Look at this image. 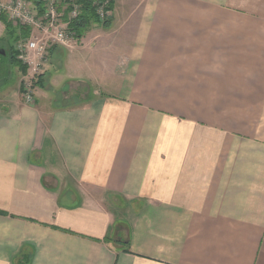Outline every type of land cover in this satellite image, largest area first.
Instances as JSON below:
<instances>
[{
    "label": "crops",
    "instance_id": "crops-1",
    "mask_svg": "<svg viewBox=\"0 0 264 264\" xmlns=\"http://www.w3.org/2000/svg\"><path fill=\"white\" fill-rule=\"evenodd\" d=\"M126 1L0 91V264H264V0Z\"/></svg>",
    "mask_w": 264,
    "mask_h": 264
},
{
    "label": "built area",
    "instance_id": "built-area-1",
    "mask_svg": "<svg viewBox=\"0 0 264 264\" xmlns=\"http://www.w3.org/2000/svg\"><path fill=\"white\" fill-rule=\"evenodd\" d=\"M84 2L94 7L100 23L109 22L114 0H0V16L31 30L28 37L14 44L16 59L28 70L22 81L26 103L34 102L32 81L45 73L51 49L75 44L77 36L72 25L79 20Z\"/></svg>",
    "mask_w": 264,
    "mask_h": 264
},
{
    "label": "rangeland",
    "instance_id": "rangeland-1",
    "mask_svg": "<svg viewBox=\"0 0 264 264\" xmlns=\"http://www.w3.org/2000/svg\"><path fill=\"white\" fill-rule=\"evenodd\" d=\"M5 1V0H3ZM138 1V0H137ZM115 8L116 6L120 9V10H126L129 7V2L126 0H114V4ZM112 9L114 10V6H112ZM9 21V20H8ZM104 23H94L89 30H87L82 37L78 38L76 37V42L72 47H66L69 49H73L76 46H78V44L84 39V38H88L91 40V38H94L93 36L97 33V31H100L102 26ZM12 29L13 31L10 32L8 30V28L0 21V91L3 92H8L9 94L12 92H16V88L18 85V81L19 82V89H20V93H21V98L22 100L26 103L24 97H23V91H22V81H24V79H26L25 76H28V70L26 68V71L23 73L21 72V70L18 71V68L14 65L11 64V56L12 54L9 52L11 45L14 46V44L20 39L17 40L16 37L21 35V31L19 30L20 27L14 25L12 23ZM24 38V37H21ZM1 51H4V54L1 53ZM48 63L46 64L45 67V73L43 74L42 77H36L34 78V80L32 81L33 83V91H34V102H35V95L36 92L43 88L44 84H45V77L47 75V68H48V64L51 60V51L48 57ZM24 66V65H23ZM21 74V75H20ZM64 74H69L67 70H63L59 75H57L58 77H62ZM74 77L78 78V75H74ZM72 87V86H71ZM70 86L67 87V90L71 88ZM82 88V87H81ZM80 86L79 88H75L73 87L72 91H76L78 93L81 94V96H85V92L81 90ZM71 92V91H70ZM7 95V94H6ZM34 102L32 103H27V104H34Z\"/></svg>",
    "mask_w": 264,
    "mask_h": 264
},
{
    "label": "trees",
    "instance_id": "trees-1",
    "mask_svg": "<svg viewBox=\"0 0 264 264\" xmlns=\"http://www.w3.org/2000/svg\"><path fill=\"white\" fill-rule=\"evenodd\" d=\"M114 6V5H113ZM0 21L8 28V30L10 32L13 31L12 29V23L10 21H8V19L5 16H0ZM99 22L98 19L96 18L95 15V11H94V7L87 2L83 3V9H82V13L81 16L79 17V20L76 21L73 25H72V29L75 31L76 36L78 38L82 37L83 34L89 30V28L94 24ZM109 22H106L103 24V26H107ZM22 33L20 36L16 37V39L18 40L19 37H28L30 35L31 30L27 29V28H20L19 29ZM12 56H11V64L16 66L19 70H21V72H25L26 71V67L23 66L15 57V53H14V46L11 45L10 51H9Z\"/></svg>",
    "mask_w": 264,
    "mask_h": 264
},
{
    "label": "water",
    "instance_id": "water-1",
    "mask_svg": "<svg viewBox=\"0 0 264 264\" xmlns=\"http://www.w3.org/2000/svg\"><path fill=\"white\" fill-rule=\"evenodd\" d=\"M2 54H4V51H1Z\"/></svg>",
    "mask_w": 264,
    "mask_h": 264
}]
</instances>
